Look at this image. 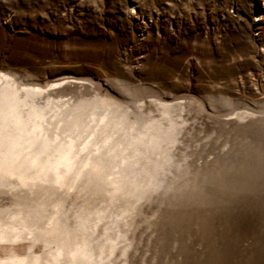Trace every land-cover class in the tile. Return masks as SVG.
<instances>
[{"label": "rangeland", "instance_id": "rangeland-1", "mask_svg": "<svg viewBox=\"0 0 264 264\" xmlns=\"http://www.w3.org/2000/svg\"><path fill=\"white\" fill-rule=\"evenodd\" d=\"M0 264H264V0H0Z\"/></svg>", "mask_w": 264, "mask_h": 264}]
</instances>
